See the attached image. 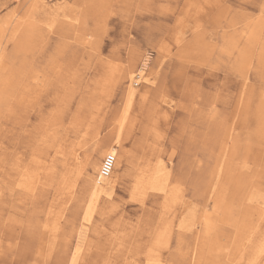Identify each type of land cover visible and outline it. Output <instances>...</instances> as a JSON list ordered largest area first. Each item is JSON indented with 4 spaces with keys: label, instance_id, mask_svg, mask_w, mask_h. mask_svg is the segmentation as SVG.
<instances>
[{
    "label": "rangeland",
    "instance_id": "obj_1",
    "mask_svg": "<svg viewBox=\"0 0 264 264\" xmlns=\"http://www.w3.org/2000/svg\"><path fill=\"white\" fill-rule=\"evenodd\" d=\"M103 142L119 166L87 224L83 165ZM144 156L178 190L172 211L161 193L135 202ZM0 191V264H64L75 246L76 264H214L215 249L264 264V0H0Z\"/></svg>",
    "mask_w": 264,
    "mask_h": 264
},
{
    "label": "bare ground",
    "instance_id": "obj_2",
    "mask_svg": "<svg viewBox=\"0 0 264 264\" xmlns=\"http://www.w3.org/2000/svg\"><path fill=\"white\" fill-rule=\"evenodd\" d=\"M205 22V21H204ZM191 45V44H190ZM182 47V46H181ZM61 51V50H60ZM132 58V57H131ZM130 59V58H129ZM130 61V60H129ZM128 61V62H129ZM134 61V60H133ZM133 61H131V62H129L128 64H129V66L127 67V68H125V69H123V71L119 74V82H120V84L121 85H126L125 87H124V95H125V97H126V104L128 105V108L131 106V104L133 103V100L135 99V90L131 87V85H128L127 83L129 82H131L132 81V69H133V66H134V63H133ZM144 65H146V64H144ZM143 65V66H144ZM123 67H124V65H123ZM142 73V72H141ZM118 76V75H117ZM143 77H144V75H139V80H142L143 81ZM134 79H136V78H134ZM145 79V78H144ZM118 81V80H117ZM141 81V82H142ZM135 83V82H134ZM143 83V82H142ZM119 84V83H118ZM139 84H141V83H139ZM144 84H146V85H151V80L150 79H146L145 80V82H144ZM135 86V85H134ZM138 87V86H137ZM148 91V90H147ZM146 91V92H147ZM23 94V96L21 97V98H19V99H21V100H19V101H21V105H23L24 103H26V102H32L33 103V101H34V99H32L33 98V96L35 97V95H36V93H34L33 94V92H31L29 89L25 92V93H22ZM35 102V101H34ZM36 102H37V100H36ZM18 104V103H17ZM20 105V106H21ZM31 105H33V104H31ZM56 105V104H55ZM36 106L38 107L39 105H38V102L36 103ZM23 107H24V105H23ZM40 107V106H39ZM10 109V108H9ZM14 109V108H13ZM27 109V108H26ZM11 110H12V108H11ZM15 110V109H14ZM13 110V111H14ZM35 110V109H34ZM127 111V110H126ZM10 112V111H9ZM12 113V112H11ZM28 116V115H27ZM29 117V116H28ZM213 118H215V117H213ZM28 119V118H27ZM217 119V118H216ZM218 120H219V118H218ZM215 121V120H214ZM212 123V122H211ZM215 123V122H214ZM218 123H220V122H218ZM23 125V124H22ZM19 126V125H18ZM210 126V125H209ZM23 127V126H22ZM24 128V127H23ZM34 129H36V127L34 126V128H33V130ZM214 129H215V127H214ZM33 130L32 129H30V128H26V131H25V142H26V144H28V145H30V146H32V142H33V139H34V132H33ZM210 130V129H209ZM36 131V130H35ZM212 131H214V130H212ZM37 132V131H36ZM205 133V132H204ZM216 133V132H215ZM38 134V133H37ZM218 135V134H217ZM210 138H212V137H210ZM55 139V138H54ZM160 140V139H159ZM201 140V139H200ZM212 140V139H211ZM43 142V141H42ZM203 143V142H202ZM208 143V142H207ZM117 144H118V142H117ZM209 144V143H208ZM191 145V144H190ZM210 145V144H209ZM100 147L99 148H96V149H92V152L86 157V160H85V163H84V171H83V174H84V183L86 184V189H87V191H88V194H89V196H90V203H91V205H89V208H88V210H87V213H86V215H85V218H84V220L86 221V223L87 224H90L91 222H92V215L90 214V210H92V208H93V201L96 199V198H98V196H100L101 194H104L105 193V188L103 187V184L106 182V181H109V182H111L110 181V179H111V177H113V175L115 174V171H116V169H117V166H119L118 165V161H117V157H116V164H115V168H114V170H113V172H112V175L109 177V178H107V179H102V178H100V169H99V167H100V164H102L101 163V161H102V158L104 157V155L107 153V152H110V153H108V154H113V155H115L116 156V150L113 148V146L112 145H110V144H106L105 142H103V143H101L100 145H99ZM194 146V145H193ZM196 146H199V145H196ZM201 146V145H200ZM203 146V145H202ZM205 146V145H204ZM213 146V145H212ZM214 147V146H213ZM220 147V146H219ZM31 148V147H30ZM150 148V147H149ZM196 148V147H195ZM215 148H218V147H216L215 146ZM51 149V148H50ZM189 149V148H188ZM199 149V148H198ZM219 149V148H218ZM149 150V149H148ZM192 150V149H191ZM150 151V150H149ZM186 151H188V150H186ZM185 151V152H186ZM196 151H197V149H196ZM218 151V150H217ZM147 152V151H146ZM195 152V151H194ZM201 152V151H200ZM203 152V151H202ZM205 152V151H204ZM209 152V151H208ZM129 153V152H128ZM197 153H198V151H197ZM18 154V153H17ZM211 154V153H210ZM16 155V154H15ZM19 155V154H18ZM107 155V154H106ZM204 155V154H203ZM24 156V155H23ZM212 156V158L214 157L213 155H211ZM216 156V155H215ZM218 156H220V155H218ZM15 157V156H14ZM106 157V156H105ZM104 157V158H105ZM217 157V156H216ZM215 157V158H216ZM189 158V157H188ZM214 159V158H213ZM229 159V158H228ZM20 160H22V159H20ZM104 160V159H103ZM142 160H143V164L140 166V168H141V170H142V175H141V179H143V180H141L142 181V185L141 186H143V192H141V195L139 196V195H136L135 197H134V199H135V202L136 203H139L140 204V210H142V211H148V209H146V207L147 208H153L154 207V205H156L157 204V201H158V199H160V196H158V194H160L161 193V195H162V202H161V205L162 206H164L165 207V209H166V211L167 210H170V211H172L171 210V206H170V203L172 202V201H174V200H176L177 198V196L175 195V192H178V190H176V187L175 186H173V188L171 189L169 186H167L166 184H167V182L169 181V180H166V176L168 175V173H166V168H164V166L163 165H161V163H159L158 162V159L157 158H154V157H146V156H144V158H142ZM209 160V159H208ZM216 160V159H215ZM215 160H214V162H215ZM219 160V159H218ZM201 161V160H200ZM211 161H213V160H211ZM217 161V160H216ZM139 162V161H138ZM219 163V162H218ZM22 164V163H21ZM204 164V163H203ZM206 164V163H205ZM222 164V163H221ZM216 165V164H215ZM190 166H191V164H190ZM189 166V167H190ZM196 166V165H195ZM184 167V166H183ZM194 167V166H193ZM200 167V166H199ZM182 168V167H181ZM180 167H179V169H181ZM198 168V167H197ZM173 169V168H172ZM40 170V169H39ZM174 170V169H173ZM188 170H190V169H188ZM187 170V168H186V171H188ZM194 170V169H193ZM196 170V169H195ZM194 170V171H195ZM214 170V169H213ZM224 170V169H223ZM99 171V172H98ZM176 171V170H175ZM191 171V170H190ZM194 171H193V173L192 174H194ZM196 171H198V170H196ZM195 171V172H196ZM13 172H14V174H15V180H13L11 183H12V186H14V187H16V183H17V178L20 176V174H21V165L19 164V163H15V167H14V169H13ZM178 172V171H177ZM183 172V171H182ZM192 172V171H191ZM211 172V171H210ZM226 172V169L224 170V172H223V174ZM97 173H99L98 174V177H97V179H96V176H97ZM179 175H180V173H178ZM199 174V176H201L200 175V173H198ZM197 174V175H198ZM23 175V174H22ZM163 175V176H162ZM188 175V174H187ZM203 175V174H202ZM26 176V175H25ZM24 176V177H25ZM173 176V174L171 175V177ZM181 176V175H180ZM183 176V175H182ZM222 176V175H221ZM168 177V176H167ZM178 177V176H177ZM177 177H176V179H177ZM189 177V176H188ZM191 177V176H190ZM194 177H195V174H194ZM26 178V177H25ZM185 178H187V176L185 177ZM182 179V178H181ZM188 179V178H187ZM204 179V178H203ZM203 179H201V180H203ZM35 180V179H34ZM172 180V179H171ZM185 180V179H184ZM205 180V179H204ZM221 180V179H220ZM28 181V180H27ZM180 181V180H179ZM198 181V180H197ZM29 182V181H28ZM32 182V181H31ZM172 182H174L173 180H172ZM19 184V183H18ZM28 183H26L25 185H27ZM34 184V183H33ZM112 184V183H111ZM35 185V184H34ZM145 185L146 186H148V188H146L150 193H147L146 194V192H145ZM190 185V184H189ZM202 186V185H201ZM201 186H199L198 185V187H201ZM18 187V186H17ZM223 186L222 185H220V189L222 188ZM19 188V187H18ZM203 189V188H202ZM201 189V190H202ZM15 190V189H14ZM17 190V189H16ZM222 190H224V188L222 189ZM1 192V191H0ZM145 192V195H143V193ZM202 192V191H201ZM5 194V193H4ZM11 194V193H10ZM11 196H12V194H11ZM0 201H1V198H0ZM2 201L4 202V201H6L5 200V198L4 197H2ZM10 201H11V199H10ZM89 203V204H90ZM165 204H167V207L165 206ZM4 206H2L1 204H0V208H3ZM6 209H7V207H5ZM4 208V209H5ZM163 208V207H162ZM153 210V209H152ZM161 212V211H160ZM2 215V214H1ZM161 215V214H160ZM5 216V215H4ZM7 216V215H6ZM184 216V215H183ZM186 216H184V218H185ZM2 218V217H1ZM161 218V217H160ZM2 219H4V218H2ZM1 219V220H2ZM8 219V218H7ZM163 219V218H162ZM161 220V219H160ZM83 221V220H82ZM163 221V220H162ZM9 222V221H8ZM15 222V221H14ZM13 222V223H14ZM173 221H171V222H165L164 221V223H163V228H161V229H163L164 230V232L165 233H168V235H167V238H169L170 236H171V228L172 227H170V226H173ZM5 224V223H4ZM8 224V223H7ZM7 224H5V226L7 225ZM24 224V223H23ZM9 225V224H8ZM15 225V224H14ZM13 225V226H14ZM82 225V224H81ZM185 225V219H181V222H180V224H179V228H182L183 226ZM26 226H28V224L26 225ZM30 226V225H29ZM248 226H249V224H248ZM4 227V226H3ZM39 227V226H38ZM82 227H83V225H82ZM9 228H10V226H9ZM20 228V227H19ZM33 228V227H32ZM250 228V227H249ZM27 229H28V227H27ZM31 229V228H30ZM155 229V228H154ZM239 229V228H238ZM29 230V229H28ZM82 230V229H81ZM84 230V229H83ZM148 230H150V229H148ZM186 230V229H185ZM243 230V229H242ZM252 230V229H251ZM19 231V230H18ZM22 231V230H21ZM9 232V231H8ZM32 232V231H31ZM245 232V231H244ZM23 233V232H22ZM58 233V232H57ZM84 233V232H83ZM141 233V232H140ZM164 233V234H165ZM56 234V233H55ZM82 234V233H81ZM107 234V233H106ZM143 234V233H142ZM141 235V234H140ZM148 235V234H147ZM153 235V234H152ZM239 235V234H238ZM55 236V235H54ZM104 236V235H103ZM138 236V235H137ZM146 236V235H145ZM44 237V236H43ZM142 237V236H141ZM150 237V236H149ZM161 237V236H160ZM183 238V240H184V238H186V236L183 234H181V239ZM236 238V237H235ZM241 238V237H240ZM247 238V237H246ZM29 239H31V238H29ZM134 239H135V237H134ZM152 239V238H151ZM156 239H158V238H156ZM155 239V240H156ZM160 239V238H159ZM158 239V240H159ZM162 240V239H161ZM168 240V239H167ZM182 240V241H183ZM35 241V240H34ZM55 241H57V240H55ZM126 241H128V240H126ZM154 241V240H153ZM152 241V242H153ZM42 243V242H41ZM122 243V242H121ZM127 243V242H126ZM133 243V242H132ZM238 243H240V242H238ZM135 244V243H134ZM158 244V243H157ZM45 245V244H44ZM48 245V244H47ZM50 245V244H49ZM49 245H48V247H49ZM132 245V244H131ZM148 245V248H147V253H150L151 251H150V244H147ZM42 246V245H41ZM51 246H52V244H51ZM71 246V245H70ZM136 246V245H135ZM134 246V247H135ZM239 247H240V245H239ZM40 248V247H39ZM82 248V247H81ZM81 248H79L78 246L76 247L75 246V248H70L69 250H68V252H67V256L68 257H66L67 259H66V261H65V263L64 264H76V262L78 261V259H79V257H80V255L82 254L81 253ZM132 248V247H131ZM130 248V249H131ZM264 249V243L262 244V245H259L256 249H258L257 250V254H259V253H261V251L262 250H260V249ZM42 249V248H41ZM50 249V248H49ZM127 249V248H126ZM133 249V248H132ZM131 249V250H132ZM137 249H138V246H137ZM152 249V248H151ZM44 250V249H43ZM121 250V249H120ZM135 250H136V248H135ZM215 250H218V249H215ZM214 250V253H216L217 251H215ZM238 250H239V248H238ZM47 251V250H46ZM49 251V250H48ZM134 251V250H133ZM221 251H222V249H221ZM37 252V251H36ZM43 252V251H42ZM97 252V251H96ZM123 252V251H122ZM125 252V251H124ZM134 252H136V251H134ZM180 252V251H179ZM100 253V252H99ZM132 253V252H131ZM139 253V252H138ZM152 253L154 254V252L152 251ZM152 253H150L149 254V256H151L152 258H154V257H157L155 254L153 255ZM181 253H183V252H181ZM186 253V252H185ZM212 253H213V251H212ZM212 254L211 255V257H213L212 258V261H214L213 263L214 264H235V262H231V263H228V262H225L224 261V259H222V257H220V261H217L218 260V258L216 259V257L217 256H215V254ZM50 254V253H49ZM115 254H117V253H115ZM114 254V255H115ZM157 254V253H156ZM225 254V253H224ZM234 254V253H233ZM120 255V254H119ZM136 255H138V254H136ZM159 255V254H158ZM186 255V254H185ZM188 255V254H187ZM123 256V255H122ZM132 256L133 257H135V255L132 253ZM140 256V255H139ZM191 256L192 257H195V254H194V252L191 254ZM233 256V255H232ZM44 257V256H43ZM116 257V256H115ZM118 257H120V256H118ZM138 257V256H137ZM88 258V257H87ZM109 258V257H108ZM116 259V258H115ZM122 259V258H121ZM140 259V258H139ZM141 259H143V258H141ZM193 259L194 258H191V262H190V264H194V263H192L193 262ZM233 259V258H232ZM87 260V259H86ZM85 259L83 260V262L84 261H86ZM127 259H125V261H126ZM69 261V262H68ZM106 261H107V259H106ZM129 261V260H128ZM131 261H132V259H131ZM217 261V262H216ZM235 261H237V260H235ZM60 262H61V260H60ZM92 262L94 263V264H97V260L94 258V260H92ZM111 262V261H110ZM130 262V261H129ZM86 263V262H85ZM114 263H116V262H114ZM253 262H250V264H252ZM109 264V263H108ZM123 264V263H122ZM126 264V263H125ZM131 264V263H130Z\"/></svg>",
    "mask_w": 264,
    "mask_h": 264
},
{
    "label": "built area",
    "instance_id": "obj_3",
    "mask_svg": "<svg viewBox=\"0 0 264 264\" xmlns=\"http://www.w3.org/2000/svg\"><path fill=\"white\" fill-rule=\"evenodd\" d=\"M116 156L113 154H107L104 160L102 161L100 167V178L107 179L112 175V172L115 168Z\"/></svg>",
    "mask_w": 264,
    "mask_h": 264
}]
</instances>
